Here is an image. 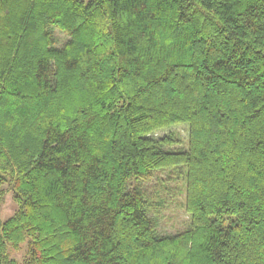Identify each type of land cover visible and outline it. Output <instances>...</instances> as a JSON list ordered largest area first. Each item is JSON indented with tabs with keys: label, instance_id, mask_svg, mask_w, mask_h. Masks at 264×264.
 Here are the masks:
<instances>
[{
	"label": "trees",
	"instance_id": "1",
	"mask_svg": "<svg viewBox=\"0 0 264 264\" xmlns=\"http://www.w3.org/2000/svg\"><path fill=\"white\" fill-rule=\"evenodd\" d=\"M5 187L0 264H264V0H0Z\"/></svg>",
	"mask_w": 264,
	"mask_h": 264
},
{
	"label": "rangeland",
	"instance_id": "2",
	"mask_svg": "<svg viewBox=\"0 0 264 264\" xmlns=\"http://www.w3.org/2000/svg\"><path fill=\"white\" fill-rule=\"evenodd\" d=\"M188 127L185 125L174 126L169 129L158 132L155 137L162 138L166 135H172L176 140L173 145V150H186L188 141ZM175 176H176V172ZM167 174L165 172L161 176V179H167ZM163 190V198H168V204L162 209L160 214H157L154 218L157 223L158 230L163 235H175L177 233L183 232L190 226V219L185 213L182 207L183 198L182 195L179 197L172 196L175 195L177 185L174 182H165ZM171 196V197H170ZM17 210V205L13 200L12 194L8 187L3 188L2 204L0 207V220L5 221L9 219ZM12 259H14L17 264H23L26 255V245H23L19 250H11L9 252Z\"/></svg>",
	"mask_w": 264,
	"mask_h": 264
}]
</instances>
